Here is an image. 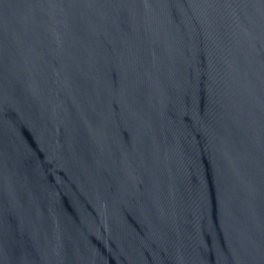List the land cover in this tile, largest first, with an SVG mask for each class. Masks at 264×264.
<instances>
[{
    "label": "water",
    "instance_id": "obj_1",
    "mask_svg": "<svg viewBox=\"0 0 264 264\" xmlns=\"http://www.w3.org/2000/svg\"><path fill=\"white\" fill-rule=\"evenodd\" d=\"M0 264H264V0H0Z\"/></svg>",
    "mask_w": 264,
    "mask_h": 264
}]
</instances>
